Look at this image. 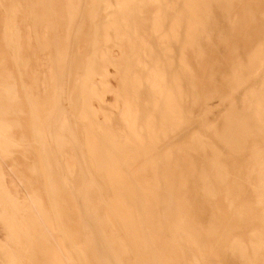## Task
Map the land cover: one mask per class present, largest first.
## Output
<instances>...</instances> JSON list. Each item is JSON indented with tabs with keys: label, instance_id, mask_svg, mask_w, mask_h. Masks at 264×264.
Here are the masks:
<instances>
[{
	"label": "bare ground",
	"instance_id": "bare-ground-1",
	"mask_svg": "<svg viewBox=\"0 0 264 264\" xmlns=\"http://www.w3.org/2000/svg\"><path fill=\"white\" fill-rule=\"evenodd\" d=\"M101 1L0 0V30H7L9 48L8 58L0 55V99L13 78L17 103L8 111L35 152L55 230L77 264H135L133 252L142 264H175L177 258L180 264H225L223 235L209 236L195 223V211H186L187 199L196 196L193 181L183 187V177L195 171L192 158L167 159L163 152L196 132L211 135L208 126L220 111L195 120L188 110L213 96L226 112L222 142L238 151L243 177L252 175L250 138L256 134L264 143V0H132L117 12L127 31L123 61H105L116 70L121 65L115 87L97 82L103 63L93 54L99 46L93 14ZM96 93H116L126 102L134 94L135 129L100 120ZM179 110L186 116L182 125ZM131 139L139 144L135 158ZM8 145L19 143L10 125L0 123V221L8 238L0 264H36L21 230L22 204L4 182ZM153 161L159 183L151 201L139 174ZM17 178L26 188L25 173ZM258 178L264 193V175ZM116 188L137 217L140 247H133L116 216ZM254 191L252 181L243 183L242 206ZM108 208L114 219L107 217ZM247 231L243 225L238 233Z\"/></svg>",
	"mask_w": 264,
	"mask_h": 264
},
{
	"label": "rangeland",
	"instance_id": "rangeland-1",
	"mask_svg": "<svg viewBox=\"0 0 264 264\" xmlns=\"http://www.w3.org/2000/svg\"><path fill=\"white\" fill-rule=\"evenodd\" d=\"M131 3L132 0H102L97 3L93 21L96 25L97 35L95 42L97 45L99 43V46L96 47L93 54L98 56L103 63L97 78L98 84L115 87L118 83L121 65L116 70L105 64V61L109 57L118 58L120 62L123 61L125 50L122 37L127 35V31L125 25L118 19V13L125 5ZM6 34L7 30L2 28L0 30V55L8 58L9 48L5 39ZM94 55H90L88 61ZM153 76L155 75L153 74ZM215 78L218 81L221 76ZM136 81L138 84L143 83L139 77ZM204 94V87L198 88L195 92L198 99H202ZM94 102L100 120L112 121L114 125L120 126L127 132H132L135 129L136 124L132 120L137 112L134 94L131 95L130 101L126 102L116 93H96ZM16 103L15 80L10 78L0 99V123L4 126L10 125L19 145L5 146L8 154L4 160L6 176L4 182L9 195L22 204L21 230L31 246V250L34 251L36 264H77L76 259L66 249L64 239L55 230L52 211L36 171L35 152L26 144L17 128L16 120L9 114V108ZM126 105L128 106L126 107ZM107 106L112 108L109 109ZM127 108L129 109L128 122H125L123 116L126 115L124 111ZM213 110L220 111V115L208 126V132L211 135L196 132L190 141L171 144L163 152V157L171 159L177 155L180 159L192 158L195 171L192 176L183 177V187L186 190L190 181H193L196 196L193 201L187 199L186 211H195V223L203 224L209 236L223 235L224 263L264 264V193L261 191L262 187L260 188V179L258 178L264 175V143L255 137L256 134L250 138L249 150L256 163L251 170L252 175L244 178L238 151L228 142H222L220 136L223 130L222 120L226 113L225 109L223 110V101L212 96L208 101H203L199 105L194 103L188 110V118L204 120ZM117 118H121L120 124L117 122ZM185 119L186 116L179 110L176 114L177 123L182 125ZM100 132L102 133V130ZM128 145L132 158H135L138 154L139 144L135 139H131ZM115 161L118 160L115 159ZM155 165V161L146 163L139 174L145 193L151 201L155 199L154 189L159 183L155 174ZM20 171L26 175V188L17 178ZM117 173L121 176L119 171ZM110 174L113 175V172ZM111 179L115 182L114 177ZM119 181L124 182L123 178L116 179V183L119 184ZM245 181H252L255 191L242 206L241 194ZM121 190L124 189L121 188ZM116 192L115 208L118 214L116 216L125 228L128 238L132 240L130 242L133 247H140V241L136 234V230L139 228L137 217L132 212L131 206L118 194V188H116ZM111 205L112 201H109V206L111 207ZM106 212L109 219H114L111 208H108ZM247 213L254 214V217ZM243 225L247 227L248 231L246 234H239L238 231ZM175 242L179 245L177 235H175ZM7 243L5 227L0 221V251L7 248ZM208 252H213V248H209ZM205 253L206 251H201V259L205 257ZM163 255L168 256L169 254ZM133 260L135 264H142V258L134 252ZM175 264H180L178 258L175 260Z\"/></svg>",
	"mask_w": 264,
	"mask_h": 264
}]
</instances>
